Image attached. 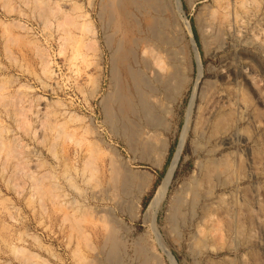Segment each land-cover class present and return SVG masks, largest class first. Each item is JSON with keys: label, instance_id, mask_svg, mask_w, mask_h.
Segmentation results:
<instances>
[{"label": "rangeland", "instance_id": "1", "mask_svg": "<svg viewBox=\"0 0 264 264\" xmlns=\"http://www.w3.org/2000/svg\"><path fill=\"white\" fill-rule=\"evenodd\" d=\"M103 1L0 0V264H105L110 227L125 246L120 264L143 262L138 248L146 264H171L145 209L189 112L156 232L176 264H264V0H181L200 78L188 49L179 55L188 78L181 95L173 104L157 97L172 111H156L158 127L137 123L131 144L103 119L117 39L100 14ZM222 12L226 23L213 27ZM121 170L137 180L121 185ZM191 181L212 196L199 201L193 222L190 214L176 222V233L167 215Z\"/></svg>", "mask_w": 264, "mask_h": 264}, {"label": "bare ground", "instance_id": "2", "mask_svg": "<svg viewBox=\"0 0 264 264\" xmlns=\"http://www.w3.org/2000/svg\"><path fill=\"white\" fill-rule=\"evenodd\" d=\"M226 8L228 7L225 6L224 9ZM168 12L169 14L172 15L171 20L165 17V14ZM173 13H175L176 15L174 16ZM100 14L106 20V25L108 26V28L107 27L106 28L110 31L109 37H111L112 40L115 37L117 38L115 39V44L113 43L114 49L111 53V56L110 57L108 56L111 60V71H109L110 76H108L110 77V79L108 80H110L111 88L109 87L110 91L108 92L107 95H105V97H103V100L101 101L103 117H104L103 119L107 127L109 128L110 133L113 136L121 138L122 140L124 139L125 141H127V143L131 144L133 142H136L135 139H137L140 133V128L142 127L141 123H144V124H147L148 126H153V127L158 124L161 125L163 124V120H160L161 117L159 118L156 116L158 115L156 114V111H159L161 114H165L166 112L168 113L172 111V108L170 109L168 108V106L167 108L165 107L167 110L162 109L161 101L157 97L161 95L162 97H164L167 103L173 104L175 100L178 98V96L181 95L182 90H184L183 87L187 85L188 78L186 77V74H184L185 68L183 67L185 59L182 60L181 59L182 57L179 58L180 57L179 55L180 54L186 55L185 51L188 49L190 50V52H192V54L194 55V59L196 61L195 64H197V69H198L197 79H199L201 75L200 55H199L196 43L192 38V34H191L190 26H189L190 24L181 17L183 14L181 0H172V1L170 0H104L103 3L100 4ZM213 14L214 13H212V15ZM225 14L226 13L222 12V14H219V16L216 17V19L211 18L212 19L210 20L211 22H213V20L216 21L214 25L213 24L211 25H213V27L218 26V24L221 25V22H224L225 21L224 19L227 18L225 17ZM173 16L175 18L176 16L179 17V19L182 22L181 24L182 28L179 27V25L176 23ZM210 21H208L209 24H210ZM222 24L224 26V23ZM220 27L222 26H218V28ZM166 31L169 32L170 35H168ZM183 40L186 41L187 43L183 44ZM174 48L175 49L178 48L179 52H178V49L174 50ZM138 50H140V53L137 52ZM162 65H165L164 67H166V69L164 70L165 72L163 71V68H161ZM153 100H155V103L153 102ZM191 107H192V102L190 103V109L188 111L191 110ZM189 113H188V116H186L187 117L186 123L181 132V136L179 137L180 138L179 143L175 151V154L173 155V158L171 160L170 166L168 167V171L166 172L167 174L164 180L162 181V183H160L159 187L156 189L149 204L147 205L148 206V208H146L147 210L145 209L146 211L145 216L146 217L148 216L150 218L149 221L151 223L150 225H151V229L154 234V237H155V241L157 242L158 247L161 250H163V252L167 255L171 264H176V262L173 256L169 253V251L162 244L160 235L158 234V232H156V217H157V213L159 211L160 205L166 196L171 180H173L172 177H173L176 165L178 163V160L180 158V154L183 150L186 137L188 135L189 118H190ZM137 123L141 125H138ZM163 142L165 143V140ZM164 143L161 142L162 149L165 148ZM108 147L109 146H107V148ZM109 149L112 151L113 154H116L115 152L116 150H113L114 148L112 149L110 147ZM116 177L117 179L119 177L122 183L121 185L123 186L126 184H129L130 181L133 180L132 182H134L135 180L133 179L134 175H129L125 173V171L123 172L122 170L121 172L118 171ZM116 177L114 178V180H116ZM112 184H114V182ZM197 184L198 183L193 182L192 185L189 186L187 189L185 188V190L182 193L175 195V198L171 202L172 204L170 203L171 211L169 213L170 215H167L169 217L167 218V220L169 221V224L172 225V227L171 226L170 227L173 228V230L176 227V222L178 220H180L181 222L182 220L184 224L189 214H190L189 222H191L195 217H197L198 216L197 206H198L199 201L208 200L209 195H211V193L208 195L207 194L208 192H205V193L200 192L198 189L199 186H197ZM134 188L136 189V187ZM209 211L210 210H208L207 213ZM207 213L205 214L207 215ZM205 222H208V221H205ZM108 229L109 228H107V230ZM175 230H178V229H175ZM171 232L173 231L171 230ZM175 232L177 233V231ZM116 235L117 234L115 233L114 227H110L107 235L104 237V241L102 244L104 245V247L101 246L102 247L101 250L104 248L106 249V256H104L105 260L103 261L105 264H120L118 253H119V249L123 246L122 244L124 243H119L120 240L117 239ZM178 236L179 235H177L176 237ZM121 237L122 236H120V238ZM138 242L140 241H137V243ZM124 247L121 249L124 250L125 249ZM132 247H135V246H132ZM133 250L136 253L135 249ZM137 253H139L140 258H142L143 260V262H140V264L141 263L146 264L147 260L149 259L145 257V252L142 249L138 248Z\"/></svg>", "mask_w": 264, "mask_h": 264}]
</instances>
